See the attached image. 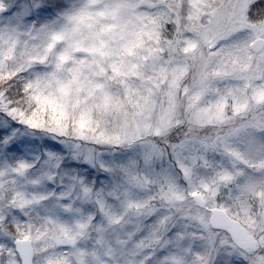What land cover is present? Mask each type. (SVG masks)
Instances as JSON below:
<instances>
[{"label": "snow or ice", "instance_id": "snow-or-ice-1", "mask_svg": "<svg viewBox=\"0 0 264 264\" xmlns=\"http://www.w3.org/2000/svg\"><path fill=\"white\" fill-rule=\"evenodd\" d=\"M0 264H264V0H0Z\"/></svg>", "mask_w": 264, "mask_h": 264}]
</instances>
